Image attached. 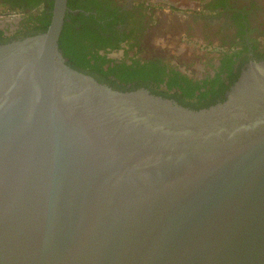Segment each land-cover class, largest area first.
Returning a JSON list of instances; mask_svg holds the SVG:
<instances>
[{
  "label": "water",
  "instance_id": "1",
  "mask_svg": "<svg viewBox=\"0 0 264 264\" xmlns=\"http://www.w3.org/2000/svg\"><path fill=\"white\" fill-rule=\"evenodd\" d=\"M67 11L0 43V264H264V59L196 110L69 66Z\"/></svg>",
  "mask_w": 264,
  "mask_h": 264
},
{
  "label": "flooded vegetation",
  "instance_id": "2",
  "mask_svg": "<svg viewBox=\"0 0 264 264\" xmlns=\"http://www.w3.org/2000/svg\"><path fill=\"white\" fill-rule=\"evenodd\" d=\"M8 1L21 5L25 14L13 12L17 23L11 18L0 23L1 29L18 25V32H0L7 40L31 34L27 25L37 27L47 20L53 3ZM70 1L67 14L77 18L66 14L65 20L76 30L88 26L92 35L85 42L101 46V53L105 50L112 61H159L169 74L165 88L192 82L199 94L215 85L210 94L197 98L200 108L212 106L217 96L227 97L238 74L251 61L264 59V0H75V7ZM40 4L43 12L34 14Z\"/></svg>",
  "mask_w": 264,
  "mask_h": 264
},
{
  "label": "trees",
  "instance_id": "3",
  "mask_svg": "<svg viewBox=\"0 0 264 264\" xmlns=\"http://www.w3.org/2000/svg\"><path fill=\"white\" fill-rule=\"evenodd\" d=\"M75 2V0H72L69 2V5L75 7ZM1 5H3V3H0V9L4 12H20L25 14L21 5L17 7V10L7 7L3 8ZM50 16L51 14H49L47 20L43 21L42 24L37 27H33L30 24L27 25L25 30L33 31L31 34L27 35L45 31L50 22ZM67 17H70L71 20H76L77 18V16H73L71 13H68ZM81 30L82 32H80ZM88 30L89 28L86 25H80L79 29L76 30L72 28L69 21L65 20L59 38V49L69 66L91 75L98 82L107 84L113 89L131 91L145 88L152 94L165 98H172L185 107L197 110L200 109V102L197 100L199 95L210 94L216 87L214 85L207 89L203 88L199 94L194 93L193 88L195 83L192 82H189L187 85L178 82L172 85L171 88H165V85H168L169 74H166L165 66L159 61L141 59L136 63H127L125 59L112 61L111 58L107 56L105 50L104 53H101L99 48L101 46L96 47L85 42V39L87 40L90 35H92ZM8 41L9 40L0 35V43H6ZM259 57L261 56L259 55ZM184 95L187 96L184 97ZM226 98L227 97L224 95L217 96L211 100V104H216L215 102L217 100H219L218 102H223Z\"/></svg>",
  "mask_w": 264,
  "mask_h": 264
},
{
  "label": "crops",
  "instance_id": "4",
  "mask_svg": "<svg viewBox=\"0 0 264 264\" xmlns=\"http://www.w3.org/2000/svg\"><path fill=\"white\" fill-rule=\"evenodd\" d=\"M0 3L2 4L3 3V5H1L3 8H5V7H7V8H12V9H16L17 10V7L19 6V5H17V7L15 6V5H13V6H11V4H13V3H10L8 0H0ZM34 14H38L39 12H43V7H42V5L40 4V5H38L33 11H32ZM17 23V22H16ZM3 26V25H2ZM1 26V27H2ZM18 25H10V24H7V25H5L4 27V29H1L0 28V32H2V33H5V31H6V29L9 31V32H18L19 31V28L17 27ZM1 33V34H2Z\"/></svg>",
  "mask_w": 264,
  "mask_h": 264
},
{
  "label": "built area",
  "instance_id": "5",
  "mask_svg": "<svg viewBox=\"0 0 264 264\" xmlns=\"http://www.w3.org/2000/svg\"><path fill=\"white\" fill-rule=\"evenodd\" d=\"M17 17V14H14V13H11V12H4L0 9V20H3V19H14Z\"/></svg>",
  "mask_w": 264,
  "mask_h": 264
},
{
  "label": "rangeland",
  "instance_id": "6",
  "mask_svg": "<svg viewBox=\"0 0 264 264\" xmlns=\"http://www.w3.org/2000/svg\"><path fill=\"white\" fill-rule=\"evenodd\" d=\"M200 1H202V0H200Z\"/></svg>",
  "mask_w": 264,
  "mask_h": 264
}]
</instances>
